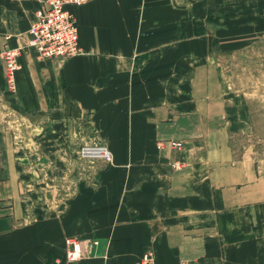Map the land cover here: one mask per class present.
<instances>
[{
  "label": "crops",
  "instance_id": "crops-1",
  "mask_svg": "<svg viewBox=\"0 0 264 264\" xmlns=\"http://www.w3.org/2000/svg\"><path fill=\"white\" fill-rule=\"evenodd\" d=\"M190 6L71 5L83 54L20 52L15 105L37 126L40 151L67 156L96 138L113 162L78 181L59 215L29 206L18 174L0 181V264H139L146 252L154 264H264V173L232 148L213 74L198 81L183 69L199 57L197 36L183 38L182 27L197 25L182 18ZM37 7L0 0V53L21 46ZM169 140L183 148L157 147ZM72 244L84 255L68 262Z\"/></svg>",
  "mask_w": 264,
  "mask_h": 264
},
{
  "label": "rangeland",
  "instance_id": "rangeland-1",
  "mask_svg": "<svg viewBox=\"0 0 264 264\" xmlns=\"http://www.w3.org/2000/svg\"><path fill=\"white\" fill-rule=\"evenodd\" d=\"M172 1L192 4L182 18L197 20L196 27H182L183 38L197 36V44L192 45L199 51L198 59L182 60L183 69L195 70L198 81L206 76L209 80L213 74L214 94L224 103L232 148L238 156L247 154L254 159L264 173V0ZM4 81L0 90V181L18 174L23 194L32 196L28 205L37 206L41 214L59 215L76 194L77 182L95 179L99 167L110 165L113 157L106 162L80 155L83 146L106 147L96 138L86 139L67 156L43 154L35 140L37 126L15 105L16 88H7L5 71ZM170 141L158 146L170 148ZM14 162L21 163L19 171L13 170ZM71 251L65 249L68 262L84 255L80 249L78 258L70 260Z\"/></svg>",
  "mask_w": 264,
  "mask_h": 264
},
{
  "label": "built area",
  "instance_id": "built-area-1",
  "mask_svg": "<svg viewBox=\"0 0 264 264\" xmlns=\"http://www.w3.org/2000/svg\"><path fill=\"white\" fill-rule=\"evenodd\" d=\"M38 7L35 10L34 20L30 23L27 32L20 37L22 44L15 48H5L0 53L2 60L6 85L9 90L16 88V74L19 70L18 58L20 52L27 48L36 51L41 60H67L83 54L84 50L79 44L78 31L74 18L67 8L71 5H82L89 0H35ZM168 146L180 150V142L170 141ZM159 148L163 147L159 144ZM83 158L101 159L111 162L110 151L102 145H87L80 150ZM78 246L72 244V251L69 252V259L78 258ZM140 264H154L151 252L145 253ZM180 264H196L190 261H181Z\"/></svg>",
  "mask_w": 264,
  "mask_h": 264
}]
</instances>
